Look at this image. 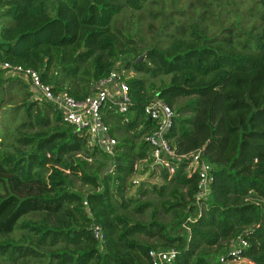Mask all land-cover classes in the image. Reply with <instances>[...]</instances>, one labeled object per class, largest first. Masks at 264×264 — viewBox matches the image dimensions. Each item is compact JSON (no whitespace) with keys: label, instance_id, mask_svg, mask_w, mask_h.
<instances>
[{"label":"trees","instance_id":"16d2710c","mask_svg":"<svg viewBox=\"0 0 264 264\" xmlns=\"http://www.w3.org/2000/svg\"><path fill=\"white\" fill-rule=\"evenodd\" d=\"M146 1L0 0V63L32 68L77 100L93 95L119 61L161 82L150 90L144 78L120 76L129 86L128 113L109 102L101 109L117 140L113 156L53 105L31 100L24 83L19 146L0 149V236L8 237L0 240V264H152L151 249L176 250L173 264H222L229 240L240 235L249 242L246 258L264 264V0L260 11L249 10V26L237 20L210 32L197 22L189 30L164 22L163 29L175 24L174 34L148 49L111 28L123 7L141 10ZM17 79L0 70V89L13 91ZM155 98L174 112L166 133L178 157L172 174L145 141L156 124L144 107ZM198 149L214 175L200 216L198 177L181 158ZM142 164L161 180L131 193ZM92 224L105 234L102 250ZM184 224L189 233L169 235ZM16 229L20 236L9 237Z\"/></svg>","mask_w":264,"mask_h":264},{"label":"built area","instance_id":"2783aa9c","mask_svg":"<svg viewBox=\"0 0 264 264\" xmlns=\"http://www.w3.org/2000/svg\"><path fill=\"white\" fill-rule=\"evenodd\" d=\"M1 23L0 18V27ZM0 70L9 77L23 80L29 86L33 100L46 101L53 105L65 122L74 126L78 131L86 132L92 137L93 143L99 145L105 153L114 155L117 140L111 136L110 127L103 120L101 109L106 102H109V109L126 115L132 105L129 86L120 79L121 74L117 70L111 72L108 78L100 80L95 93L84 100L75 99L67 91H55L53 86L45 84L40 73L32 68L4 62L0 63ZM144 113L156 124L155 130L145 137V141L152 147V158L156 164L166 168L172 174L175 167L171 160L178 157L166 138V133L172 127L174 112L169 105L155 98L144 107ZM181 158L188 161L189 174L194 173L198 177L195 205L200 216L209 199L211 185L214 182L213 166L203 158L202 149L195 150ZM187 221L191 222L193 219L188 218ZM91 231L102 250L106 243L102 227L92 224ZM183 233H189L186 224L181 229L169 231L170 236H178ZM245 234L249 235V231ZM248 248L249 242L246 236L240 235L231 239L228 242L226 254L221 255L219 261L222 264H254L244 255ZM177 255V251L174 249H151L148 252V258L152 264H173Z\"/></svg>","mask_w":264,"mask_h":264},{"label":"rangeland","instance_id":"374dc122","mask_svg":"<svg viewBox=\"0 0 264 264\" xmlns=\"http://www.w3.org/2000/svg\"><path fill=\"white\" fill-rule=\"evenodd\" d=\"M257 1L259 0H148L143 4L141 10H131L123 7L113 18L111 28L117 26L121 29L123 38L132 37L137 42L141 41L142 45L148 49L156 45L159 40L163 45H167L169 36L174 34L175 24H170L163 29L164 22L180 23L187 30L197 22L201 27L208 26L210 32L218 31L221 25L235 23L237 20L249 26L250 22L255 20L253 16L248 14L249 10L252 9L254 13L253 7H257L259 11L262 9ZM205 8H208L210 12L205 15L206 21H203L200 14ZM122 41L124 40H119V46L122 50H126L124 45L121 44ZM125 56L128 59L132 58V56ZM141 60H144L143 56ZM116 66L118 72L125 79L132 77L144 78L147 89L152 90V84L157 87L161 83L159 78L151 79L149 76L136 73L132 69H124L122 61H119ZM169 79L170 77L166 78V80ZM17 80L19 83L16 82L13 91L4 92L0 89V138L3 143L12 144L16 147L19 146L17 139L21 138L23 133L20 127L25 120V110L21 103L26 94L23 80ZM78 88H81V86H78ZM106 171H109V168ZM160 180V175L141 177L137 174L132 179L134 186L131 188V193H137L142 186L149 189L150 185L157 184ZM142 197V199L153 198L152 195ZM19 233L20 231L16 229L9 237L17 238L20 236ZM5 238L8 237L0 236V240ZM0 259L2 258L0 257Z\"/></svg>","mask_w":264,"mask_h":264},{"label":"crops","instance_id":"0c3cea01","mask_svg":"<svg viewBox=\"0 0 264 264\" xmlns=\"http://www.w3.org/2000/svg\"><path fill=\"white\" fill-rule=\"evenodd\" d=\"M29 88V87H28ZM29 92H30V89H29ZM31 100H32V97H31ZM116 114V113H115ZM113 121L114 120H112V123H113ZM109 126V125H108ZM110 127V126H109ZM2 142V139L0 138V144H1V146H0V149L2 148V144H3V142ZM159 165V164H158ZM161 166V165H160ZM136 168H138V169H140V170H143V172L145 171L144 170V166H143V164L142 165H136ZM137 175V174H136ZM138 175H140L141 177H145V176H147V175H151L150 174V171H145L143 174H138ZM156 175H159L158 173L157 174H155L154 176H156ZM153 176V175H152Z\"/></svg>","mask_w":264,"mask_h":264},{"label":"water","instance_id":"95a60500","mask_svg":"<svg viewBox=\"0 0 264 264\" xmlns=\"http://www.w3.org/2000/svg\"><path fill=\"white\" fill-rule=\"evenodd\" d=\"M141 57H139L138 59H137V61H140L141 59H140ZM175 160H177V159H175Z\"/></svg>","mask_w":264,"mask_h":264}]
</instances>
